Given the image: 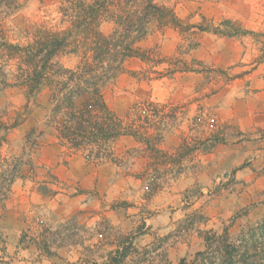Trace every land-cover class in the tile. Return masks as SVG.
I'll use <instances>...</instances> for the list:
<instances>
[{"label":"clouds","instance_id":"obj_1","mask_svg":"<svg viewBox=\"0 0 264 264\" xmlns=\"http://www.w3.org/2000/svg\"><path fill=\"white\" fill-rule=\"evenodd\" d=\"M0 264H264V0H0Z\"/></svg>","mask_w":264,"mask_h":264}]
</instances>
